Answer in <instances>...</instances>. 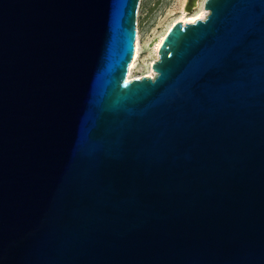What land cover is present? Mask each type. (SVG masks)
I'll use <instances>...</instances> for the list:
<instances>
[{
	"label": "water",
	"instance_id": "obj_1",
	"mask_svg": "<svg viewBox=\"0 0 264 264\" xmlns=\"http://www.w3.org/2000/svg\"><path fill=\"white\" fill-rule=\"evenodd\" d=\"M138 4L0 0V264H264V0Z\"/></svg>",
	"mask_w": 264,
	"mask_h": 264
},
{
	"label": "rangeland",
	"instance_id": "obj_2",
	"mask_svg": "<svg viewBox=\"0 0 264 264\" xmlns=\"http://www.w3.org/2000/svg\"><path fill=\"white\" fill-rule=\"evenodd\" d=\"M204 1H192L195 7L185 16L196 14ZM186 6V0H139L135 26L139 55L132 78L147 74L149 66L156 60L153 47L163 37L169 25L183 14Z\"/></svg>",
	"mask_w": 264,
	"mask_h": 264
},
{
	"label": "bare ground",
	"instance_id": "obj_3",
	"mask_svg": "<svg viewBox=\"0 0 264 264\" xmlns=\"http://www.w3.org/2000/svg\"><path fill=\"white\" fill-rule=\"evenodd\" d=\"M186 8L183 10V14L176 20H174L168 27V29L166 30L165 34L163 35V37H161L158 41H157V44L153 47V53L155 55V58L156 60L151 63V65L149 66V71L147 72V74L141 76V77H145V78H148V79H153L155 73L153 72V70L151 69L152 65L158 60V50H159V47L161 46L164 38L166 37L167 33L170 31V29L176 24V23H182V24H191V23H195L196 21L198 20H203L205 19L206 15H207V12L201 7V9L196 13V14H189L187 16L186 13L188 12L187 11V7H190L191 8V11H192V7H195L194 3H192L191 1L189 0H186ZM190 11V12H191ZM197 17H199V19H197ZM135 44H134V53H133V56H132V60L128 66V73H127V76H126V80H130V79H135V78H132V72L133 70L137 67V60H138V55H139V51H138V39L135 40ZM141 77H138L141 78Z\"/></svg>",
	"mask_w": 264,
	"mask_h": 264
},
{
	"label": "snow or ice",
	"instance_id": "obj_4",
	"mask_svg": "<svg viewBox=\"0 0 264 264\" xmlns=\"http://www.w3.org/2000/svg\"><path fill=\"white\" fill-rule=\"evenodd\" d=\"M197 19H199V17H197Z\"/></svg>",
	"mask_w": 264,
	"mask_h": 264
}]
</instances>
